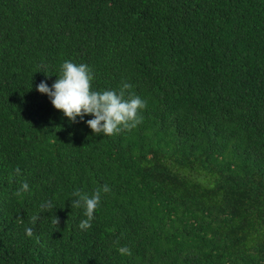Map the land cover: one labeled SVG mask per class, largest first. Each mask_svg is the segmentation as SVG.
Here are the masks:
<instances>
[{
	"label": "trees",
	"instance_id": "obj_1",
	"mask_svg": "<svg viewBox=\"0 0 264 264\" xmlns=\"http://www.w3.org/2000/svg\"><path fill=\"white\" fill-rule=\"evenodd\" d=\"M65 60L142 122H71L36 89ZM0 264H264V0H0Z\"/></svg>",
	"mask_w": 264,
	"mask_h": 264
},
{
	"label": "clouds",
	"instance_id": "obj_2",
	"mask_svg": "<svg viewBox=\"0 0 264 264\" xmlns=\"http://www.w3.org/2000/svg\"><path fill=\"white\" fill-rule=\"evenodd\" d=\"M92 79L94 74L89 65L65 60L60 66L58 78L52 85L49 86L46 81H41L36 85V89L41 94H46L54 108L61 110L73 123L78 122V117L80 121H84L85 116L91 115L92 118L85 122L96 135L103 133L105 136H110L124 129L130 130L142 122L138 110L146 108L147 101L130 92V84L122 83L118 90L94 91L91 88ZM15 172L19 175L21 169L17 167ZM28 190V183L22 182L17 194ZM102 191L107 193L111 189L105 184ZM72 197H78L73 200L72 208L82 209L86 217L80 221L79 228L81 230L90 228L95 210L101 201V189L98 188L91 194L76 190L72 193ZM40 207L50 211L53 205L48 201ZM37 219L38 216H32L31 223L34 225ZM54 223L59 224V219ZM25 232L29 237L33 235L31 227H26ZM118 251L121 255H131V249L128 247H120Z\"/></svg>",
	"mask_w": 264,
	"mask_h": 264
}]
</instances>
